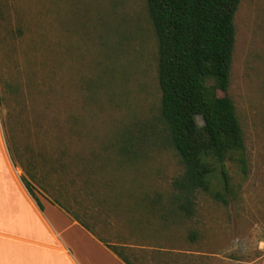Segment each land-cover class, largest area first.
<instances>
[{
  "label": "rangeland",
  "instance_id": "1",
  "mask_svg": "<svg viewBox=\"0 0 264 264\" xmlns=\"http://www.w3.org/2000/svg\"><path fill=\"white\" fill-rule=\"evenodd\" d=\"M234 26L217 96L235 106L249 173L228 165L234 195L200 193L187 218L170 204L182 166L159 119L146 1L0 0V123L21 176L63 184L98 236L157 264H264V0H241Z\"/></svg>",
  "mask_w": 264,
  "mask_h": 264
},
{
  "label": "trees",
  "instance_id": "2",
  "mask_svg": "<svg viewBox=\"0 0 264 264\" xmlns=\"http://www.w3.org/2000/svg\"><path fill=\"white\" fill-rule=\"evenodd\" d=\"M145 1L157 41L159 119L167 133V143L182 166V172L171 181L170 204L174 211L191 218L200 193L224 205L226 196L234 195L228 165L242 178L249 173L235 106L228 97L217 96L229 86L234 17L241 0ZM198 117L201 126L197 124ZM124 146L120 151L127 155L129 151ZM21 179L40 210L43 198L96 236L125 264H132L123 248L111 246L95 233L93 225L83 219L87 214L80 211L84 214L81 216L68 204L66 186L60 184L57 192L54 187L50 192L33 176L36 188L24 177ZM84 184H90L89 180Z\"/></svg>",
  "mask_w": 264,
  "mask_h": 264
},
{
  "label": "crops",
  "instance_id": "3",
  "mask_svg": "<svg viewBox=\"0 0 264 264\" xmlns=\"http://www.w3.org/2000/svg\"><path fill=\"white\" fill-rule=\"evenodd\" d=\"M2 129L0 123V264H125L57 206L40 198V210L12 161ZM107 243L123 248L132 264H157L141 254L143 246Z\"/></svg>",
  "mask_w": 264,
  "mask_h": 264
}]
</instances>
